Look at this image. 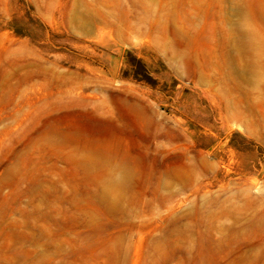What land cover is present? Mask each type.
<instances>
[{"label":"rangeland","instance_id":"1","mask_svg":"<svg viewBox=\"0 0 264 264\" xmlns=\"http://www.w3.org/2000/svg\"><path fill=\"white\" fill-rule=\"evenodd\" d=\"M0 264H264V0H0Z\"/></svg>","mask_w":264,"mask_h":264}]
</instances>
